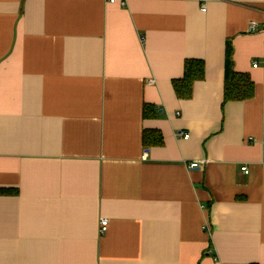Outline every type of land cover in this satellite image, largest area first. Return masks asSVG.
<instances>
[{
  "label": "crops",
  "instance_id": "obj_1",
  "mask_svg": "<svg viewBox=\"0 0 264 264\" xmlns=\"http://www.w3.org/2000/svg\"><path fill=\"white\" fill-rule=\"evenodd\" d=\"M227 40L255 90L223 104ZM252 263L264 0H0V264Z\"/></svg>",
  "mask_w": 264,
  "mask_h": 264
},
{
  "label": "trees",
  "instance_id": "obj_2",
  "mask_svg": "<svg viewBox=\"0 0 264 264\" xmlns=\"http://www.w3.org/2000/svg\"><path fill=\"white\" fill-rule=\"evenodd\" d=\"M184 64V73L180 78L173 80L174 92L180 99H188L193 94L196 81L204 79L205 65L200 59H187ZM234 47L232 40H227L225 49V75L223 104L229 101H244L254 96V82L247 73L238 72L234 65ZM153 107L145 105L147 115ZM145 145H160L163 137L156 130H145L143 134ZM256 264V263H252Z\"/></svg>",
  "mask_w": 264,
  "mask_h": 264
},
{
  "label": "built area",
  "instance_id": "obj_3",
  "mask_svg": "<svg viewBox=\"0 0 264 264\" xmlns=\"http://www.w3.org/2000/svg\"><path fill=\"white\" fill-rule=\"evenodd\" d=\"M110 1L114 2L115 0H110ZM203 10H205V8H203ZM251 26H252V28L255 27V26H257V22L252 21V22H251ZM258 65H259V62L256 61V62L254 63V67H257ZM181 134H182V133H181ZM188 135H189V134H184V137L187 136V138H188V137H189ZM189 166H190V168H195V167H198L199 164H198L197 162H192V163L189 164ZM108 225H109V219H107V218H105V217H102V219H101V221H100V233H101V234H104V233L107 231V229H108Z\"/></svg>",
  "mask_w": 264,
  "mask_h": 264
}]
</instances>
